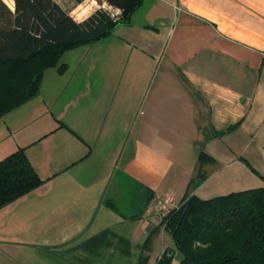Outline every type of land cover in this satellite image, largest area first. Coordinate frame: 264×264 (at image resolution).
I'll list each match as a JSON object with an SVG mask.
<instances>
[{"label":"crops","instance_id":"crops-1","mask_svg":"<svg viewBox=\"0 0 264 264\" xmlns=\"http://www.w3.org/2000/svg\"><path fill=\"white\" fill-rule=\"evenodd\" d=\"M93 43V70H47L0 119V160L25 147L46 179L0 209V264H101L107 230L133 256L192 179L203 199L264 186V0H144Z\"/></svg>","mask_w":264,"mask_h":264},{"label":"trees","instance_id":"trees-1","mask_svg":"<svg viewBox=\"0 0 264 264\" xmlns=\"http://www.w3.org/2000/svg\"><path fill=\"white\" fill-rule=\"evenodd\" d=\"M105 1L121 10L118 17L101 7L77 21L56 0H14L15 10L0 0V119L39 93L45 72L57 67L67 51L131 24L144 2ZM67 67L61 63L60 73ZM45 182L26 148H18L0 160V209ZM198 183L192 179L178 207L161 216L141 246L138 264H147L146 251L161 227L171 234L182 258L175 263V249L167 248L156 264H264V186L203 199L193 192ZM117 240L130 245L125 238Z\"/></svg>","mask_w":264,"mask_h":264},{"label":"rangeland","instance_id":"rangeland-1","mask_svg":"<svg viewBox=\"0 0 264 264\" xmlns=\"http://www.w3.org/2000/svg\"><path fill=\"white\" fill-rule=\"evenodd\" d=\"M7 1H9V3L11 4V0H7ZM56 1L58 3H60L68 12H70V14L77 21H82V19H84L88 15L92 14L95 11V9H98L101 7L104 9H107V11L112 13L115 17H118L119 16L118 13H121V10H119V12H118V9L110 6L105 0H85L80 4H77L74 0H56ZM101 45H103V44H101ZM97 46H98V44H95V43L89 44L88 46H83L82 48H79V49L77 48V50H76L77 52H74V50L71 49V50L67 51L63 57H61V60H60L57 67L49 68L47 70L54 71V72L61 74L60 72H61L63 67L60 68V64L65 62L67 59L69 60L70 66H71V68L69 67V69L67 67L66 71L68 70V72L77 71V65L79 63L78 59L81 60V62H83L82 67L85 70L89 69V68H91L90 70H93V60H94V57H95L97 49H98ZM84 47H87V48H84ZM105 197L107 198L108 195H105ZM102 211H104V210H102ZM157 215H159V212H157ZM130 224L132 225V227L135 225L132 223H130ZM117 230L119 232L120 230H123V229L120 227H117ZM131 232H132V229H131ZM131 232H130V234H131ZM127 234H129V233H127ZM155 236H156V240L158 242V249H161L162 244H164L166 247L165 249L162 250L161 254L164 253V251L167 248L175 249L174 262L178 263L181 260L182 255L176 249L175 242H174L171 234L167 231H165V232L160 231L158 237H157V235H155ZM147 237L148 236L140 237V241L143 242L144 240L147 239ZM108 241L110 242L109 245H108ZM141 242H140V244H141ZM101 248H102V250H104L103 254L98 257L99 261H100L99 263H101V264H138L140 255L142 254V249L140 247H135L134 249H132L133 256L126 255L125 249L129 250V247L127 245H125V242H121V241L114 239V238H109L108 236H104V238L101 240ZM106 249H112V251H113V249H116L117 253H115V255H112L110 257V253L105 252ZM171 251L172 250H170L169 254L172 253ZM155 252H157V251H154V252L153 251L152 252L146 251V254H148V256H152V258H153L156 255ZM161 254H160V256H161ZM60 256H61V258H63L66 261L67 264H84L83 259H82L83 257L79 254L75 255V254L70 253L67 256H64V255H60Z\"/></svg>","mask_w":264,"mask_h":264},{"label":"built area","instance_id":"built-area-1","mask_svg":"<svg viewBox=\"0 0 264 264\" xmlns=\"http://www.w3.org/2000/svg\"><path fill=\"white\" fill-rule=\"evenodd\" d=\"M178 205L179 202H177L172 195L161 196L158 199V206L162 216L170 213L174 208H177Z\"/></svg>","mask_w":264,"mask_h":264}]
</instances>
